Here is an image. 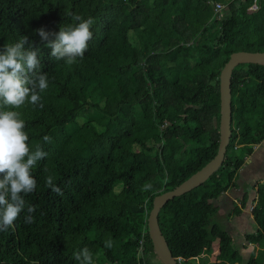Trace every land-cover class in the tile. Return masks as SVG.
Here are the masks:
<instances>
[{"label": "trees", "instance_id": "trees-1", "mask_svg": "<svg viewBox=\"0 0 264 264\" xmlns=\"http://www.w3.org/2000/svg\"><path fill=\"white\" fill-rule=\"evenodd\" d=\"M253 1L0 0V47L28 36L42 51L41 71L50 82L43 108L16 109L30 147L40 145L48 155L32 170L36 190L24 197L36 208L35 222L25 223V210L0 232V264H80L75 255L85 247L93 264H152L154 199L217 155L222 70L233 53L264 52V0L257 11L249 10ZM219 2L227 7L215 12ZM73 14L94 18V35L84 59L67 65L51 57L37 30L58 33L77 23ZM232 110L222 167L159 214L180 264L243 260L214 221L219 207L212 200L240 187L242 168L264 142V66L234 70ZM47 175L62 196L46 186ZM145 183L153 191H141ZM252 188L235 216L247 208ZM251 204L256 229L245 239L261 251L247 264H264V183ZM109 239L111 249L104 246Z\"/></svg>", "mask_w": 264, "mask_h": 264}, {"label": "clouds", "instance_id": "clouds-1", "mask_svg": "<svg viewBox=\"0 0 264 264\" xmlns=\"http://www.w3.org/2000/svg\"><path fill=\"white\" fill-rule=\"evenodd\" d=\"M73 26H61L59 32H47L43 28L37 34L51 57L72 65L83 60L93 39L90 30L94 18L73 14ZM27 46V47H26ZM41 49L29 43L28 36H22L17 42L5 43L0 47V232H6L14 226L21 213H25V223H34L36 208L26 204L25 196L37 188V180L32 170L48 153L40 145L30 147L29 135L25 131V121L16 109L25 104L43 108L42 93L49 88V76L41 71ZM50 142L49 136H44ZM48 170L45 169V172ZM46 186L52 192L63 195L60 187L54 183V177L47 175ZM164 183H167L165 177ZM141 191H153L151 183H145ZM105 248L111 249V239L105 242ZM80 264H93V254L83 248L75 255Z\"/></svg>", "mask_w": 264, "mask_h": 264}, {"label": "water", "instance_id": "water-1", "mask_svg": "<svg viewBox=\"0 0 264 264\" xmlns=\"http://www.w3.org/2000/svg\"><path fill=\"white\" fill-rule=\"evenodd\" d=\"M244 64L264 66V52H236L230 56L220 76V144L217 155L205 167L192 175L173 191L157 196L148 218V234L156 256L163 264H180L173 256L159 223L163 207L203 185L223 165L232 136V77L234 70Z\"/></svg>", "mask_w": 264, "mask_h": 264}, {"label": "rangeland", "instance_id": "rangeland-1", "mask_svg": "<svg viewBox=\"0 0 264 264\" xmlns=\"http://www.w3.org/2000/svg\"><path fill=\"white\" fill-rule=\"evenodd\" d=\"M250 96H254L251 94ZM260 147L256 148L258 157L252 158L247 161L246 165L241 170V177L238 181L240 185L239 188H230L227 192H223L221 196L215 201L212 200L214 206H218L219 210L214 217V221L220 224V226L225 229L234 239V244L238 246L239 251L243 255V262L247 264L250 261L251 253L254 249V246L248 245L245 240V235L254 232V229L251 224L252 214V204L251 201L255 198L258 189L264 183V142L259 145ZM253 185L254 193H251L250 203L248 207L242 212L241 216H235L233 211L235 209V205H241V199L246 191L247 185ZM247 245L244 248V245ZM258 251L261 248L256 245ZM219 251V248L217 249ZM217 252V251H216ZM216 258V256L213 257ZM151 259H153L152 264H163L159 258L156 257V253L152 255ZM233 260L230 264H243L241 259L232 258ZM259 259V258H258ZM212 262H209L211 264ZM198 264L200 261L198 260ZM204 264V263H203ZM258 264V263H257Z\"/></svg>", "mask_w": 264, "mask_h": 264}, {"label": "built area", "instance_id": "built-area-1", "mask_svg": "<svg viewBox=\"0 0 264 264\" xmlns=\"http://www.w3.org/2000/svg\"><path fill=\"white\" fill-rule=\"evenodd\" d=\"M259 1L260 0H254L253 4L249 8V10L257 11L258 8H259ZM213 6H214V9H215V12H220V11H222L223 9H225L227 7V5H225V4L221 3V2L213 3ZM144 248H145V242L143 241L140 250L142 251Z\"/></svg>", "mask_w": 264, "mask_h": 264}, {"label": "crops", "instance_id": "crops-1", "mask_svg": "<svg viewBox=\"0 0 264 264\" xmlns=\"http://www.w3.org/2000/svg\"><path fill=\"white\" fill-rule=\"evenodd\" d=\"M258 147H260L259 145L257 146V147H255V154L250 158V159H252V158H257L258 157V153H257V149L256 148H258ZM249 159V160H250ZM249 185V184H248ZM252 192L254 193V188H252ZM256 196V195H255ZM253 200H254V198L252 199V201H251V203L253 202ZM249 203H250V201H249ZM248 203V204H249ZM247 207H248V205H247ZM243 214V213H242ZM252 215V214H251ZM241 216V215H240ZM250 219H251V224H252V227H253V229H254V231H255V229H256V227H255V222H254V220L252 219V216L251 217H249ZM250 233H254V232H250ZM246 240V239H245ZM247 242V241H246ZM248 243V242H247ZM248 245H251V244H249L248 243ZM235 246H237V245H235ZM245 247L244 248H246V244L244 245ZM251 246H253V245H251ZM238 247V246H237ZM239 249V248H238ZM258 248H256V245L254 246V249H253V251H252V253H251V256H252V254H253V252H254V250H257ZM260 251L261 250H259V251H257L256 252V257H257V259H258V256H259V253H260ZM241 253V252H240ZM242 254V253H241ZM215 260V259H214Z\"/></svg>", "mask_w": 264, "mask_h": 264}]
</instances>
